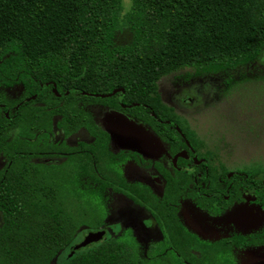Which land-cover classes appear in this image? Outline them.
<instances>
[{"label":"trees","instance_id":"obj_1","mask_svg":"<svg viewBox=\"0 0 264 264\" xmlns=\"http://www.w3.org/2000/svg\"><path fill=\"white\" fill-rule=\"evenodd\" d=\"M124 31L130 37L121 41ZM263 54L264 0H130L128 10L124 0H0V106H6L0 107V148L8 156L0 171V264H53L67 250L66 264H154L146 259L158 243L184 258L189 249L192 257L182 264H234L233 247L264 246V232L206 242L174 225L172 174H163V197L129 182L120 171L128 153L112 152L110 134L89 110V101L98 99L146 122L173 152L185 150L179 122L163 114L161 80L188 68L228 74ZM17 87L19 103L7 93ZM117 89L124 93L95 97ZM80 129L91 134V143L55 139L57 131L69 136ZM191 134L194 140L185 135L193 146L203 144ZM45 158L50 162H40ZM253 175L249 189L257 186ZM111 190L150 211L165 240L147 252L136 241L134 248L110 237L73 254L82 229L107 228ZM178 227L186 248L176 241Z\"/></svg>","mask_w":264,"mask_h":264},{"label":"rangeland","instance_id":"obj_2","mask_svg":"<svg viewBox=\"0 0 264 264\" xmlns=\"http://www.w3.org/2000/svg\"><path fill=\"white\" fill-rule=\"evenodd\" d=\"M124 6L128 10L130 0H124ZM129 37L130 34L126 31L120 35L121 41ZM7 93L15 99L22 94V89L17 87L7 90ZM159 94L163 114L178 121L190 139L194 140L191 133H195L198 141L213 149L217 157L227 163L230 170H256L264 177V54L256 63L228 74L205 75L192 68L185 69L162 79L159 83ZM89 103V110L98 125L110 134V149L114 152L131 149L145 162L163 157L167 159L164 163L170 165L173 156L169 155L165 141L154 134L150 125L129 113L105 105L98 99L90 100ZM134 136L147 137L149 144H139ZM76 142L77 140H72L71 144ZM120 171L131 182L147 183L155 190L162 188V185L157 186L154 182L153 177L159 178L158 175L152 171L142 172L135 163L128 164ZM245 197L256 199L254 203L243 202L240 205L251 209V216L232 215V208L225 215L215 219L216 227L219 226L218 231L203 215L193 219L187 211L189 208L183 209L182 218L186 222L189 219L190 224L194 226L202 222L206 230L213 232L212 240L232 234L258 235L264 232V211L258 206L255 192H247ZM107 199V233L104 240L120 237L134 248L139 245L147 252L153 243L161 240V232L149 213H145L125 196L113 191L108 192ZM90 232L96 231L88 227L82 229L74 246L82 242ZM158 244H154L150 256L146 259L149 263H188L177 249ZM69 253L70 250L61 253L53 264H66ZM263 254L264 246L236 248L232 260L234 264H258L256 259Z\"/></svg>","mask_w":264,"mask_h":264},{"label":"flooded vegetation","instance_id":"obj_3","mask_svg":"<svg viewBox=\"0 0 264 264\" xmlns=\"http://www.w3.org/2000/svg\"><path fill=\"white\" fill-rule=\"evenodd\" d=\"M23 92V91H22ZM22 97V94L17 98H12L13 100H17L19 103V99ZM14 105L15 113L19 110V104ZM0 107H6L5 105H1ZM146 107H148L146 105ZM10 109H8L6 113V116L10 117ZM153 115L157 117L154 113ZM138 119V118H137ZM161 121V120H160ZM173 125V124H170ZM176 131L178 132L181 139L184 141V144L186 145L187 149L178 150L176 152H173L171 144L164 142L165 146L169 149V155L173 156V159L170 162V165H166L164 162L167 160L166 158H158L154 161L145 162L141 158V156L137 153L132 151L131 149H124L120 150L118 152H126L129 155L128 160L125 163L121 164L120 169L123 170L128 164L135 163L137 167L141 168L142 172L146 171H152L158 175L159 178L153 177L154 182L158 185H162L161 189H154L147 183L143 182H131V183H138L144 186L149 187L153 193L158 197H163V194L166 189L167 185V179L163 176V174H172L174 178V184H175V190H176V221L173 220L171 223L179 224V226H183L186 230V234L194 235L199 240L206 241V242H221L224 239H227L232 236H242L237 234L229 235L228 237L221 238V239H213V232L211 230H206L204 224L202 222L196 224V226L191 225L188 219V222H186L182 218V211L185 208H194L196 209L200 215H203L205 217V220L213 227L214 229L218 231L219 226L216 227V218L220 217L221 215H225L230 209L239 207L243 202L248 203H254L256 199L254 198H246L245 193L247 192H255L257 194V203L261 210L264 211V208H262V205L260 204V187L262 186V180H264V177L261 173L254 170H230L227 163L223 161V159H220L217 157V153L209 148L206 144H197L196 146H193L186 138V135L183 133V131H179L178 128L175 127ZM181 129V128H180ZM162 130V129H161ZM167 130V129H164ZM85 131V132H84ZM11 135V139H14L17 133V129H14ZM60 134L62 135V140H65L68 145H78L80 142H87L91 143L93 141V137L91 134L85 130L80 129L76 134H71L69 136H65V134L58 132L55 135V139H60ZM154 134L159 137L157 132L154 130ZM135 140L139 144H149L148 138L138 137L134 136ZM52 137H44L40 140H47L50 141ZM72 140H77L76 143L71 144ZM10 141V139H9ZM1 143V140H0ZM9 143V142H8ZM12 144V143H9ZM42 144V143H41ZM112 150V149H111ZM112 152H114L112 150ZM114 152V153H118ZM183 154V156H179L178 159L175 160V157L177 155ZM136 158H135V157ZM8 156L5 152L0 148V171L6 170L5 166L7 163ZM50 162L49 158L40 159V162ZM176 171H181L183 173L178 174ZM248 173H256V175H253V179L256 180L257 186H254L253 189H249L248 185H246V180L249 179ZM150 175V173L148 174ZM125 177V175H123ZM150 177V176H149ZM126 178V177H125ZM127 179V178H126ZM112 191V190H111ZM157 193H160L161 195H158ZM119 194V193H118ZM123 195V194H120ZM125 196V195H123ZM126 197V196H125ZM129 199L128 197H126ZM132 204H135L131 199H129ZM136 205V204H135ZM138 206V205H136ZM142 208V210L145 213H149L152 218L154 219L156 225L158 226L160 232H161V240H165V236L157 223L155 217L153 214L148 211L146 208L144 209L141 206H138ZM185 221V222H184ZM2 223V214L0 213V226ZM181 224V225H180ZM211 229V228H208ZM103 231V230H102ZM106 231V230H105ZM107 233V232H106ZM178 236L176 237V241L178 242L179 246L185 247V241L186 236L185 233L180 231V228L177 229ZM185 236V237H183ZM104 240V239H103ZM158 241V242H160ZM256 246V245H255ZM262 246V245H261ZM251 247V246H248ZM238 247H233L231 250V259L233 258L234 251ZM247 248V247H244ZM243 249V248H238ZM185 254L184 256L188 259H191L192 254L189 249L184 250ZM180 256V255H179ZM197 256L202 257L201 253H197ZM258 259V258H257ZM256 259V261H257ZM260 264L258 261L256 262Z\"/></svg>","mask_w":264,"mask_h":264},{"label":"water","instance_id":"obj_4","mask_svg":"<svg viewBox=\"0 0 264 264\" xmlns=\"http://www.w3.org/2000/svg\"><path fill=\"white\" fill-rule=\"evenodd\" d=\"M48 86H49V84H44V85L42 86V90H45ZM71 92H74V90L69 91L68 94L71 93ZM121 92L124 93V90H123V89H117V90H115V91H114L112 94H110V95H95V97L106 98V97H110V96H113V95L118 94V93H121ZM54 93H55L57 96H60V94H59L58 91H57V87H56L55 84H54ZM83 94L87 95V93H83ZM121 104H122V103H121ZM168 123H169V124H173V122H170V121H169ZM178 130L181 131L180 128H178ZM179 156H183V154L177 155V156L175 157V160H174V161H176V159H178ZM105 235H106V231H105V230H103V231H96V232H90L88 235H86V237L84 238V240H83L82 242H80L79 244H77V245L74 246V248H73V249H74V250H73V254H74L76 251H79V250H81V249H85V248H87V247H89V246H91V245H93V244H97V243L101 242V241L103 240V238H104ZM257 261H258L260 264H264V254H263L261 257H259V258L257 259Z\"/></svg>","mask_w":264,"mask_h":264},{"label":"snow or ice","instance_id":"obj_5","mask_svg":"<svg viewBox=\"0 0 264 264\" xmlns=\"http://www.w3.org/2000/svg\"><path fill=\"white\" fill-rule=\"evenodd\" d=\"M132 171L135 172L134 169ZM187 211L193 219H197L200 217V213L194 208H189L187 209ZM231 214L238 216V217H248V216H251L252 210L244 206H240V207L232 209Z\"/></svg>","mask_w":264,"mask_h":264}]
</instances>
